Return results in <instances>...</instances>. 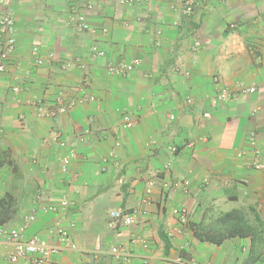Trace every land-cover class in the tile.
<instances>
[{"label": "crops", "instance_id": "crops-1", "mask_svg": "<svg viewBox=\"0 0 264 264\" xmlns=\"http://www.w3.org/2000/svg\"><path fill=\"white\" fill-rule=\"evenodd\" d=\"M184 1L0 3L17 40L8 56L0 45V229L34 217L26 238L59 248L46 264H263L264 171L253 165L257 149L264 161V0H201L193 15ZM135 59L140 66L125 76L107 72L109 61ZM220 89L237 94L214 103ZM59 99L66 113H37L35 102L56 109ZM127 115L135 124L125 130ZM187 180L188 191L164 188ZM181 208L185 223L172 213ZM118 210L138 213L135 222L116 223ZM232 211L249 222L247 234L226 235L223 215ZM5 242L0 235V264H33L10 262Z\"/></svg>", "mask_w": 264, "mask_h": 264}, {"label": "built area", "instance_id": "built-area-1", "mask_svg": "<svg viewBox=\"0 0 264 264\" xmlns=\"http://www.w3.org/2000/svg\"><path fill=\"white\" fill-rule=\"evenodd\" d=\"M7 0H0V3H3ZM123 3L133 6L137 4L138 0H121ZM202 5L201 0H185L183 3V9L187 15H193L197 9H199ZM73 21L79 24L80 29L85 30L88 29V25L86 23L85 17L83 16H75L72 18ZM16 29H15V19L12 16V14H7L4 17L0 19V45L3 46L4 54L10 55L13 54L16 51L17 48V40L15 38ZM202 47V43L200 38H195V41L193 43L192 50L194 52L199 51ZM36 52V51H35ZM91 53L94 56L98 57H106V53L103 51H100L97 47L91 48ZM38 65H42L43 61L38 59L36 61ZM141 64V61L139 59H135L131 62H115V61H109L107 63V72L110 75H119V76H125L128 73L133 72L135 69H137ZM4 69L3 66H0V71ZM215 83H219V80H216ZM15 92L19 91V88L14 89ZM240 93L243 94H249L254 93L256 91L255 87L246 88L244 86H240L239 89ZM237 93L236 92H230L228 89H220L217 97L215 98L214 103L218 102H226L232 99ZM59 101V106L56 109L49 108L48 105L44 101H37L34 103L35 109L37 113L40 116H49V117H55L58 114H64L67 112V107L62 105L61 99ZM192 99H187V103L191 104ZM3 107V102L0 100V109ZM205 118L209 117V114L204 115ZM171 119H174L173 116H171ZM134 121L131 119L130 116L124 117V122L122 125L123 129H130L134 126ZM253 145L256 144L255 139L252 138ZM175 151V149H172ZM256 161L254 163V168L256 170L264 171V161L261 160V151L257 149L255 151ZM76 153L74 151L68 152V154L63 158L61 169L63 173L68 172L69 165L71 162L75 159ZM153 183H149V189H147V196L143 200L144 204H150L152 202L151 197V186ZM191 186L190 181H183V182H172L171 184H165L164 188L166 191H188ZM69 200L67 198H64L62 201V207L64 209L68 208ZM173 215L178 217L182 223H185L188 219V211L184 208L181 209H174ZM138 213H128L123 210L115 211L111 214V217L116 223H122L123 225L130 226L135 222V215ZM34 219V217H31L30 221H28L25 225L21 226L18 229H12V230H3L0 229V235H3L6 239V246L9 248L8 253V260L12 263H18L19 261L23 260H30L33 264H46L48 261H50L51 256L59 252V248L51 246L48 244L44 239L34 236L32 238H26V230L29 226V223ZM57 235L59 236L60 240L65 243V245L72 250H76L77 246L72 242L71 237L64 228L61 226H57ZM133 240H138V237H133ZM144 244H146L143 241ZM112 254L115 255L117 258H121L124 255L126 256L125 249L122 247H113ZM128 258V257H127ZM176 264H200L196 261L192 262H186L181 258H178L176 261ZM79 264H87V263H79ZM264 264V260H263Z\"/></svg>", "mask_w": 264, "mask_h": 264}, {"label": "trees", "instance_id": "trees-1", "mask_svg": "<svg viewBox=\"0 0 264 264\" xmlns=\"http://www.w3.org/2000/svg\"><path fill=\"white\" fill-rule=\"evenodd\" d=\"M223 220L225 223V233L228 236H243L251 230L249 222L245 219L243 213L239 211H232L224 214ZM203 238L209 242H220L223 240L221 238H218V240L210 237Z\"/></svg>", "mask_w": 264, "mask_h": 264}]
</instances>
